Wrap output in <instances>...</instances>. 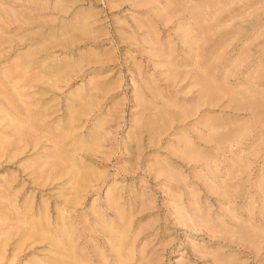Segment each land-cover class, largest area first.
<instances>
[{"label": "rangeland", "instance_id": "rangeland-1", "mask_svg": "<svg viewBox=\"0 0 264 264\" xmlns=\"http://www.w3.org/2000/svg\"><path fill=\"white\" fill-rule=\"evenodd\" d=\"M0 264H264V0H0Z\"/></svg>", "mask_w": 264, "mask_h": 264}]
</instances>
